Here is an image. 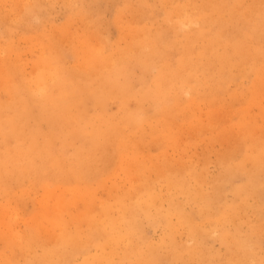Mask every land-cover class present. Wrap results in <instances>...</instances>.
<instances>
[{"label":"rangeland","instance_id":"374dc122","mask_svg":"<svg viewBox=\"0 0 264 264\" xmlns=\"http://www.w3.org/2000/svg\"><path fill=\"white\" fill-rule=\"evenodd\" d=\"M0 115V264H264V0H0Z\"/></svg>","mask_w":264,"mask_h":264},{"label":"bare ground","instance_id":"6f19581e","mask_svg":"<svg viewBox=\"0 0 264 264\" xmlns=\"http://www.w3.org/2000/svg\"><path fill=\"white\" fill-rule=\"evenodd\" d=\"M135 47H136V46H135ZM180 67H181V66H180ZM162 70H163V69H162ZM180 71H181V70H180ZM141 72H142V71H141ZM53 73H54V72H53ZM39 75H40V74H39ZM161 76H162V75H161ZM180 76H181V75H180ZM188 76H189V75H188ZM188 76H187V77H188ZM190 76L192 77V75H190ZM190 76H189V77H190ZM72 77H73V76H72ZM174 77H175V76H174ZM34 78H35V77H34ZM171 78H172V76H171ZM40 79H41V78H40ZM53 79H54V78H53ZM63 79H64V78H63ZM41 80H42V79H41ZM176 80H177V78H176ZM188 80H189V79H188ZM38 81H39V80H38ZM38 81L36 82V80H35V81L31 82V83H35V82H36V83L34 84V87H31V85L27 84V85H25V86H26L25 88L27 89V91L29 92V94H30L32 97L35 96V95H36V96L38 95V96H41V97H42V98H40L41 100H44V95H46V94H45V92H46V88H44L43 85H41V84L39 83L40 81H39V82H38ZM65 81H66V80H65ZM126 81H127V80H126ZM172 81H173V80H172ZM177 81H178V80H177ZM182 81H183V79H182ZM58 82H59V81H58ZM58 82H57V83H58ZM168 82H169V81H168ZM145 83H146V82H145ZM58 85H59V84H58ZM111 85H112V84H111ZM172 85H173V84H172ZM65 86H66V85H65ZM167 86H168V85H167ZM170 86H171V85H170ZM66 87H67V86H66ZM68 87H69V86H68ZM168 87H169V86H168ZM208 87H209V86H208ZM30 88H31V89H30ZM64 88H65V87H64ZM185 90H186V89H185ZM154 91H155V90H154ZM154 91H152V92L146 91L147 93L145 94V96L148 97L149 99H151L152 101H154V102L156 103V101H157L156 98L158 97V91H155V92H154ZM123 93H124V91H123ZM123 95H124V94H123ZM95 96H96V95H95ZM97 97H98V96H97ZM135 97H136V96H135ZM146 97H145V98H146ZM140 99H142V98H140ZM159 99H160V97H159ZM147 101H148V100H147ZM40 103H42V102H40ZM96 103H97V102H96ZM15 105H16V104H15ZM17 105H18V104H17ZM38 105H39V103H38ZM42 105H43V104H41V106H42ZM19 106H20V105H19ZM41 106H40V107H41ZM41 108H43V107H41ZM46 108H48V107H46ZM157 108H158V107H157ZM19 109H20V108H19ZM7 110H8V109H7ZM9 110H10V109H9ZM44 110H45V109H44ZM46 110H47V109H46ZM129 110H131V109H129ZM244 110H245V109H244ZM12 111H13V110H12ZM42 112H43V111H42ZM9 113H10V112H9ZM133 113H134V111H129L128 114H129V115H132ZM4 114H5V113H4ZM53 114H54V113H53ZM16 115H17V114H16ZM44 115H45V114H44ZM0 116H1V115H0ZM10 116H11V115H10ZM41 116H43V115H41ZM45 116H46V115H45ZM51 117H52V116H51ZM131 117H132V116H131ZM98 118H99V117H98ZM98 118H97V120H98ZM129 118H130V117L128 116V119H129ZM132 118H133V117H132ZM132 118H131V119H132ZM13 119H14V116H13ZM44 119H46V118H44ZM99 119H100V118H99ZM128 119H127V120H128ZM25 120H26V119H25ZM46 120L48 121V119H46ZM49 120H50V119H49ZM129 120H130V119H129ZM95 121H96V120H95ZM125 121H126V120H125ZM139 121H140V120H139ZM91 122H92V120H91ZM99 122H100V121H99ZM11 123H12V122H11ZM96 123H97V122H96ZM18 124H19V123H18ZM1 125H2V123H1ZM1 125H0V128H2ZM27 125H28V124H27ZM93 125L95 126L94 123H93ZM5 126H6V125H5ZM10 126H11V125H10ZM13 126H14V125H13ZM13 126H11V127H13ZM16 126H17V125H16ZM99 126H100V125H99ZM110 126H113V125H110ZM185 126H186V125H185ZM95 127H96V126H95ZM113 127H114V126H113ZM130 127H131V126H130ZM13 128H14V127H13ZM15 128H16V127H15ZM15 128H14V129H15ZM82 128H83V127H82ZM100 128L103 129L101 126H100ZM109 128H111V127H109ZM109 128H107V130H108ZM114 128H115V127H114ZM150 128H151V127H150ZM8 129H9V128H8ZM97 129H98V127H97ZM1 130H2V129H1ZM24 130H25V129H24ZM105 130H106V128H105ZM129 130H130V129H129ZM2 131H3V130H2ZM18 131H19V130H18ZM93 131H95V128H94V127H93ZM93 131H92V133H93ZM102 131H103V130H102ZM102 131H100V129H98V133H96V134H99V132L102 133ZM110 131H111V129H110ZM110 131H109V132H110ZM117 131H118V130L116 129L115 132H117ZM95 132H97V131H95ZM95 132H94V133H95ZM5 133H6V132H5ZM22 133H23V132H22ZM36 133H37V132H36ZM104 133H105V131H104ZM104 133H103V134H104ZM110 133H111V132H110ZM37 134H38V133H37ZM103 134H101V136H102ZM112 134H114V133H112ZM195 134H196V133H195ZM3 135H4V134H3ZM5 135H7V134H5ZM14 135H15V134H14ZM23 135H24V134H23ZM81 135H82V133H81ZM11 136H12V135H11ZM35 136H36V135H35ZM35 136H34V138H35ZM50 136H51V135H50ZM97 136L101 138L100 135H96V137H97ZM12 137H13V136H12ZM14 137H15V136H14ZM25 137H26V135H25ZM94 137H95V135L92 134V136H91V138H90L89 140L92 141ZM98 137H97V138H98ZM104 137H105V135H104ZM104 137H103V139H104ZM18 138H19V137H18ZM31 139H32V138H31ZM94 139H95V138H94ZM98 139H99V138H98ZM28 140H29V138H28ZM36 140H37V139L35 138L34 141H36ZM95 140H96V139H95ZM19 141H20V140H19ZM22 141H23V140H22ZM38 141H39V140H38ZM38 141H37V144H38ZM43 141H44V140H43ZM43 141H42V142H43ZM96 141H97V140H96ZM11 142L13 143V141L10 140V141H9V145L11 144ZM16 142H17V141H16ZM30 142H31V141H30ZM94 142H95V141H94ZM120 142H121V141H120ZM25 143H27V142H25ZM39 143L41 144V141H40ZM84 143H85V142H84ZM89 143L91 144V142H89ZM6 144H7V143H6ZM31 144H32V143H31ZM42 144H43V143H42ZM82 144H83V143H82ZM98 144H99V143H98ZM98 144H97V143L94 144V147H97ZM9 145H8V146H9ZM13 145H14V144H13ZM34 145H35V143H34ZM104 145H105V144H104ZM2 146H5V144L2 145ZM25 146H27V145H25ZM28 146H29V143H28ZM49 146H50V145H49ZM102 146H103V145H102ZM9 147H10V146H9ZM19 147H20V149H21V146H19ZM19 147H17V148L19 149ZM22 147H24V145H23ZM36 147H38V145H36ZM43 147H44V146H43ZM79 147H80V146H79ZM89 147H92V145H89ZM0 148H1V146H0ZM11 148H12V147H11ZM28 148H32V147H28ZM20 149H19V150H20ZM37 149H38V148H37ZM44 149H45V148H44ZM44 149H43V150H44ZM2 150H3V148H2ZM19 150H18V152H19ZM26 150H29V149H27V147H26V148L24 149V151H26ZM32 150H33V148H32ZM35 150H36V149H35ZM38 150H39V149H38ZM38 150H37V151H38ZM41 150H42V147H41ZM43 150H42V151H43ZM118 150H119V149H118ZM3 151H4V150H3ZM3 151H0V152H3ZM12 151L14 152L15 149L13 148V149L11 150V152H12ZM16 151H17V150H16ZM16 151H15V152H16ZM37 151H36V153H37ZM122 151H123V150H122ZM39 152H40V151H39ZM82 152H83V151H82ZM7 153H9V152H7ZM25 153H26V152H25ZM25 153H24V154L21 153L19 156L22 157L23 155H25ZM30 153H31V152H30ZM36 153H35V154H36ZM1 154H2V153H1ZM27 154H28V152H27ZM252 154H253V153H252ZM29 155H30V154H29ZM32 155H33V153H32ZM39 155H40V154H39ZM1 156H2V155H1ZM11 156H12V155H11ZM16 156H17V155H16ZM37 156H38V155H37ZM40 156H41V155H40ZM44 156H45V155H44ZM85 156H86V155H85ZM5 157H6V156H5ZM8 157H10V156H8ZM12 157H13V156H12ZM17 157H18V156H17ZM21 157H19V158L21 159ZM23 157H24V156H23ZM33 157H34V156H33ZM170 157H171V156H170ZM2 158H3V157H2ZM2 158H1V159H2ZM15 158H16V157H15ZM19 158H18V159H19ZM24 158H25V157H24ZM26 158H28V157H26ZM26 158H25L24 160H26ZM35 158H37V157L35 156ZM9 159H10V158H9ZM9 159H7V161H8ZM31 159H33V158L31 157ZM31 159H30V160H31ZM37 159H38V158H37ZM48 159H49V158H48ZM48 159H47V160H48ZM56 159H58V158H56ZM15 160H17V159H15ZM83 160H84V159H83ZM12 161L14 162L13 159H12ZM19 161H20V160H19ZM32 161H33V160H32ZM50 161H52V160H50ZM2 162L4 163V160H2ZM2 162H1V163H2ZM10 162H11V161H10ZM13 162H12V163H13ZM70 162H71V160H70ZM70 162H69V163H70ZM32 163H33V162H32ZM32 163H31V164H32ZM48 163H49V162H48ZM5 164H6V163H4V164L2 165V167L5 166ZM16 164H17V163H16ZM16 164H15V165H16ZM25 164H27V162H26ZM25 164H24V165H25ZM31 164H30V165H31ZM18 165H19V164H18ZM42 165H43V164H42ZM67 165H68V164H67ZM0 166H1V165H0ZM8 166H9V164H8ZM28 166H29V164H28ZM15 167H16V166H15ZM21 167H22V166H21ZM21 167H20V168H21ZM260 167H261V166H260ZM8 168H9V167H8ZM17 168H18V167H17ZM24 168H25V167H24ZM26 168H27V167H26ZM203 168H204V167H203ZM11 169H13V166H12ZM43 169H44V168H43ZM103 169H104V168H103ZM2 170H3V169H2ZM15 170H16V169H15ZM52 170H53V169H52ZM60 170H61V169H60ZM3 171H4V170H3ZM17 171H19V168L17 169ZM23 171L26 172L25 170H23ZM87 171H88V170H87ZM19 172H20V171H19ZM41 172H42V171H41ZM38 173H39V172H38ZM17 174H19V173H17ZM24 174H25V173H24ZM56 174H57V173H56ZM59 174H61V173H59ZM64 174H65V173H64ZM6 175H7V174H6ZM10 175H11V174H10ZM10 175H9V176H10ZM33 175H34V174H33ZM70 175H71V174H70ZM20 176L22 177V175H20ZM29 176H30V175H29ZM50 176H51V175H50ZM71 176H72V175H71ZM16 177H17V176H16ZM128 177H129V176H128ZM8 179H9V178H8ZM40 179H41V178H40ZM27 180H28V179H27ZM35 181H36V180H35ZM26 182H27V181H26ZM39 182H40V181H39ZM48 182H49V181H48ZM86 182H87V181H86ZM57 184H58V183H57ZM59 184H61V183H59ZM62 184H63V182H62ZM68 184H69V183H68ZM11 192H12V191H11ZM179 192H180V191H179ZM10 194H12V193H10ZM127 200H128V199H127ZM138 204H139V203H138ZM141 205H142V204H141ZM49 206H50V205H49ZM65 206H66V205H65ZM157 207H158V206H157ZM97 208H98V207H97ZM50 211H51V210H50ZM2 216H3V215H2ZM180 218H181V217H180ZM91 220H92V219H91ZM171 221H172V220H171ZM113 223H114V222H113ZM120 224H122V223H120ZM128 224H129V223H128ZM109 226H110V225H109ZM123 229H124V228H123ZM12 230H13V229H12ZM7 234H8V233H7ZM98 235H99V234H98ZM107 237H108V236H107ZM32 241H33V240H32ZM109 241H110V240H109ZM73 242H74V241H73ZM125 247H127V246H125ZM58 248H59V247H58ZM44 249H45V248H44ZM86 250H87V249H86ZM118 250H119V249H118ZM42 252H43V251H42ZM45 252H46V251H45ZM131 252H132V251H131ZM35 253H36V252H35ZM1 255H2V254H1ZM46 255H47V254H46ZM33 257H34V256H33ZM44 257H45V256H44ZM46 257H47V256H46ZM46 257H45V258H46ZM33 262H34V261H33ZM37 263H38V262H37ZM91 264H92V263H91ZM98 264H99V262H98Z\"/></svg>","mask_w":264,"mask_h":264}]
</instances>
